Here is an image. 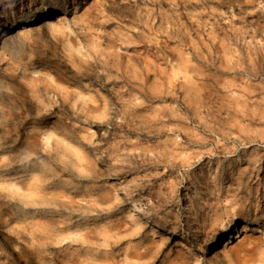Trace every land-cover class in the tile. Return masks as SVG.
<instances>
[{
    "label": "rangeland",
    "instance_id": "374dc122",
    "mask_svg": "<svg viewBox=\"0 0 264 264\" xmlns=\"http://www.w3.org/2000/svg\"><path fill=\"white\" fill-rule=\"evenodd\" d=\"M0 264H264V0H0Z\"/></svg>",
    "mask_w": 264,
    "mask_h": 264
},
{
    "label": "bare ground",
    "instance_id": "6f19581e",
    "mask_svg": "<svg viewBox=\"0 0 264 264\" xmlns=\"http://www.w3.org/2000/svg\"><path fill=\"white\" fill-rule=\"evenodd\" d=\"M10 37H11L10 35L3 34L2 39H1V42H4V41L8 40ZM227 243H228V242H226L225 247L228 246Z\"/></svg>",
    "mask_w": 264,
    "mask_h": 264
}]
</instances>
